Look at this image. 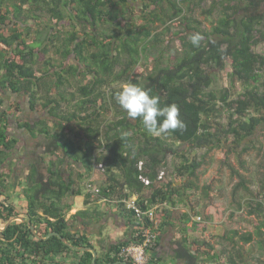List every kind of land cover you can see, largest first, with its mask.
<instances>
[{"label": "trees", "instance_id": "trees-1", "mask_svg": "<svg viewBox=\"0 0 264 264\" xmlns=\"http://www.w3.org/2000/svg\"><path fill=\"white\" fill-rule=\"evenodd\" d=\"M203 1L0 0V106L9 96L26 100L37 117L18 119L16 126L29 138L42 137L12 195L9 157L19 138L11 132V116L21 110L17 103L0 108V264H91L90 251L70 247H93L71 230L84 212L66 219L73 205L67 197L91 195L87 180L100 186L98 197L127 211L134 225L131 238L110 244L95 264H119L120 247L140 240L147 225L124 207L125 188L137 194L142 208L155 207L153 247L165 226H178L183 234L195 229L192 211L181 208L189 195L212 200L221 194L198 179L213 150L238 178L233 193L241 188L250 195L237 205L261 218L254 232L263 248L264 52L254 48L264 46V0H212L205 9ZM199 10L215 13L210 28L196 17ZM195 32L205 37L199 48L188 39ZM227 67L229 84L215 87L218 72ZM127 82L150 89L162 104L179 105L185 127L163 136L147 133L115 100ZM251 149L257 190L249 186L253 178L229 162L234 155L247 169L240 157ZM50 232L69 244L45 237ZM233 235L244 243L253 238L252 232L226 229L221 241L236 243ZM195 239L184 234L175 242L178 259L215 261L225 255L229 264H239L235 246L222 242L218 250L206 238ZM194 243L207 249L192 248Z\"/></svg>", "mask_w": 264, "mask_h": 264}, {"label": "rangeland", "instance_id": "rangeland-1", "mask_svg": "<svg viewBox=\"0 0 264 264\" xmlns=\"http://www.w3.org/2000/svg\"><path fill=\"white\" fill-rule=\"evenodd\" d=\"M212 0H204L202 2V7L207 8L208 4ZM196 17L201 21V23L206 27L210 28L211 24L215 20V13L208 14L203 13L199 10L196 14ZM255 51L259 53L264 52V46L259 44L254 48ZM229 67L225 68L222 71L218 72L216 76L214 86H227L228 83V73ZM6 101L3 104V107H6L8 104H19L20 112H15L16 114L11 116V132L19 138V142L16 145V148L12 151L9 159L12 162V174L8 184V191L14 195L15 193V184L16 182L23 178L25 170L27 167V162L31 157L32 150L35 149L36 142H40V138H29L28 135L23 133V130L17 128L16 122L18 119H24L28 117H37L34 112H31L27 108V101L18 98L16 96H9L5 99ZM0 106V108H3ZM201 154L204 152V149L198 150ZM256 153L255 150H250L248 153L243 154L240 158L247 160V169L241 167L239 164V158L234 155L229 156V162L234 166L235 169L240 170L247 178H253V182L249 183L251 188L258 189L256 179L258 177L257 167H256ZM168 165L171 169L172 158L169 156ZM205 163H203L198 169V179L199 183L202 185L204 183H210V186L213 190H218L221 194H214L212 200L208 199H195L194 196L189 195L185 204L182 205V208L187 211H192L194 215L193 221L197 222L195 229H191L194 234L191 235V239H202L206 238L211 244H213L218 250L222 248V242L228 244L229 248L235 246L239 249L240 256L237 257V260L241 263L243 259L249 261L250 264H257L259 261L264 262V246L260 247L258 244V236L255 235V223L260 221V217L249 212L245 204L240 208L237 205L238 199L244 197L247 199L250 195L245 192L243 189L239 188L236 193H233V187L237 183L238 178L232 174V172L225 166L221 165V154L218 150H213L208 153L205 157ZM170 163V164H169ZM179 183V181L177 182ZM3 198V197H1ZM244 201V200H243ZM181 208V209H182ZM195 211L197 212L195 214ZM234 213L232 216L231 214ZM200 219H196L197 217ZM260 218V219H259ZM191 226L192 222L189 221ZM226 229H237L240 233L252 232L253 238L251 241L244 243L237 236L235 237V242H226L221 241V236ZM264 230V228H263ZM195 239V240H196ZM194 241V240H193ZM193 248H199L200 251L207 249V246H199L194 243ZM204 248V249H203ZM237 254V255H238ZM204 259V258H203ZM223 261H227L226 256L221 257ZM246 261V263H248ZM242 264V263H241Z\"/></svg>", "mask_w": 264, "mask_h": 264}, {"label": "crops", "instance_id": "crops-1", "mask_svg": "<svg viewBox=\"0 0 264 264\" xmlns=\"http://www.w3.org/2000/svg\"><path fill=\"white\" fill-rule=\"evenodd\" d=\"M68 200L73 201V205L66 214V219L76 212H84L75 219L71 230L88 237L97 255L105 252L110 244L131 238L134 230L133 219L116 201L92 196V194L89 196L85 192L77 196L67 197ZM181 211L185 212L187 210L182 208ZM186 225L190 226L189 222ZM184 234L191 237L194 232L188 229ZM184 234L178 226L171 224L165 226L157 239L156 245L150 251L151 257L154 258L151 263H179L180 259L176 257L174 250L176 247L175 242ZM193 246L194 244H191L192 248Z\"/></svg>", "mask_w": 264, "mask_h": 264}, {"label": "clouds", "instance_id": "clouds-1", "mask_svg": "<svg viewBox=\"0 0 264 264\" xmlns=\"http://www.w3.org/2000/svg\"><path fill=\"white\" fill-rule=\"evenodd\" d=\"M188 39L194 47L199 48L205 37L195 32L190 34ZM115 100L129 118H139L143 128L149 134L163 136L170 131L185 127L179 105L162 104L159 96L152 94L150 89L138 83L122 84L115 94Z\"/></svg>", "mask_w": 264, "mask_h": 264}, {"label": "built area", "instance_id": "built-area-1", "mask_svg": "<svg viewBox=\"0 0 264 264\" xmlns=\"http://www.w3.org/2000/svg\"><path fill=\"white\" fill-rule=\"evenodd\" d=\"M142 161H139L138 168L141 169ZM98 168L102 169V164L98 165ZM164 171L160 170L158 177L163 176ZM139 179L144 184H149V178L140 174ZM85 190L92 194V196H97L100 193V186L87 180L84 184ZM126 195L122 198V203L126 210L133 213L138 218L144 219L147 225L141 228L140 240H133L119 249V256L126 261L132 262V264H148L151 259L150 251L156 240L155 229L157 228V221L155 219L154 210L155 207L144 209L139 205L137 194L130 192L128 188H125ZM196 219H200L198 216Z\"/></svg>", "mask_w": 264, "mask_h": 264}, {"label": "water", "instance_id": "water-1", "mask_svg": "<svg viewBox=\"0 0 264 264\" xmlns=\"http://www.w3.org/2000/svg\"><path fill=\"white\" fill-rule=\"evenodd\" d=\"M30 229H31V231L34 233V234H36L35 233V229H34V227L33 226H31L30 225ZM51 235H56V236H58L65 244H69V242L67 241V239L65 238V237H63V236H61L59 233H57V232H50V233H48L45 237H49V236H51ZM36 236L38 237V238H41L39 235H37L36 234ZM44 237V238H45ZM70 247L72 248V249H75V250H87V251H90L91 253H92V259H91V264H95V260H96V257H97V252L95 251V249L94 248H92V247H88V246H74V245H70ZM116 263H119V264H129L127 261H117ZM106 264H109V263H106Z\"/></svg>", "mask_w": 264, "mask_h": 264}, {"label": "flooded vegetation", "instance_id": "flooded-vegetation-1", "mask_svg": "<svg viewBox=\"0 0 264 264\" xmlns=\"http://www.w3.org/2000/svg\"><path fill=\"white\" fill-rule=\"evenodd\" d=\"M1 197H3V198H1ZM0 199H4V195H1ZM246 261L247 260L243 259L241 263L242 264H250L249 261H247L248 263H246ZM241 263L239 262V264H241ZM150 264H159V263L158 262H154V263H150ZM177 264H229V263H228V261H223L222 259H218V260H215V261L206 260V259H193V260L186 261L184 259H182V260L180 259L179 263H177ZM257 264H264V262L259 261V263H257Z\"/></svg>", "mask_w": 264, "mask_h": 264}]
</instances>
